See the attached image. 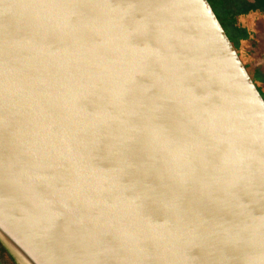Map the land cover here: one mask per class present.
Masks as SVG:
<instances>
[{
	"label": "water",
	"instance_id": "95a60500",
	"mask_svg": "<svg viewBox=\"0 0 264 264\" xmlns=\"http://www.w3.org/2000/svg\"><path fill=\"white\" fill-rule=\"evenodd\" d=\"M59 19L76 33L35 44L18 110L17 33ZM0 243L16 264H264V95L209 0H0Z\"/></svg>",
	"mask_w": 264,
	"mask_h": 264
},
{
	"label": "bare ground",
	"instance_id": "6f19581e",
	"mask_svg": "<svg viewBox=\"0 0 264 264\" xmlns=\"http://www.w3.org/2000/svg\"><path fill=\"white\" fill-rule=\"evenodd\" d=\"M73 21V20H72ZM69 24V25H67ZM77 26V23H73V22H70V23H67V20L66 19H59L58 20V24L56 26V28L54 29H47V28H44V29H41V30H38V31H34L33 33H31L32 31H19V33H17L18 35V40L17 42H20L19 44V47H18V50H20V52L22 53V56L24 58L23 60V64H21L19 70H16V92L18 93V95H22L23 96V102L22 103V106L18 107V103H17V98H16V109L20 110L22 109L23 105H25V103L27 102V99L28 97H30V86L31 85V73L35 66L39 63H30L29 60L32 59V51H33V47L35 46L36 43H39V44H43L44 46H47L49 47L52 43H54L57 39V38H61V40L63 38H69L68 37V33L69 32H74V29L76 28ZM72 27V29H71ZM50 31H53L54 33L52 34H49ZM16 42V43H17ZM44 56V54L39 58V59H42ZM90 57V61H94V57L93 55H88ZM47 63V62H46ZM83 64V63H82ZM84 74L88 75L90 74L89 78H88V81H89V84H88V87H91L92 84H94L99 76H96L95 74V69L94 67H89L88 70H87V67L86 65H84ZM70 70L68 69L66 72H69ZM71 80H69V78H67V82H68V87L70 86L71 87V83H70ZM100 87L102 88L103 92H105L108 96H111L112 97V92L109 88V84L107 83H103V84H100ZM98 94L101 96L102 99L104 100H108L111 102V106H118V104L121 102V101H115V102H112L111 99H109V97L103 93H99ZM96 93L93 95L95 96ZM92 96V99L94 100V104L95 106L98 108V104L96 103V101H98V97H94L93 98ZM103 107L106 109L108 108L107 110H112V107L110 106L109 103H103L102 104ZM100 105V106H102ZM122 108H125L124 104L121 106ZM97 111L100 113V109ZM113 114L115 116H119L121 117L123 120L125 118V115H120V114H117L115 112H113ZM24 121H30L31 120V117L30 116H25V117H21ZM112 118V116H111ZM127 121V119H126ZM84 123V122H83ZM116 125V124H115Z\"/></svg>",
	"mask_w": 264,
	"mask_h": 264
},
{
	"label": "rangeland",
	"instance_id": "374dc122",
	"mask_svg": "<svg viewBox=\"0 0 264 264\" xmlns=\"http://www.w3.org/2000/svg\"><path fill=\"white\" fill-rule=\"evenodd\" d=\"M214 7L216 8V4H214ZM250 12H256L258 14L252 16ZM250 12L243 15L240 14V19L238 17H234L235 23L240 22V27L238 28V32L236 33L240 36L239 38L242 39L241 42L236 43V46L238 52L241 54V57L243 58L245 64L249 67L251 72L252 68L258 69L260 76L256 75V77L253 72L252 76L256 83L259 84L264 94V11L262 9L252 8ZM220 13L221 9L219 10V14ZM226 29L227 31H229L227 26ZM230 37L232 39L234 38V36H232V33H230ZM244 38L246 39L245 41ZM235 39L236 41H238V36H235ZM0 262L4 264L1 260ZM14 262L16 263L15 260Z\"/></svg>",
	"mask_w": 264,
	"mask_h": 264
},
{
	"label": "flooded vegetation",
	"instance_id": "af4514ba",
	"mask_svg": "<svg viewBox=\"0 0 264 264\" xmlns=\"http://www.w3.org/2000/svg\"><path fill=\"white\" fill-rule=\"evenodd\" d=\"M209 1L212 5L214 11L216 12V14L219 16V19H220L223 27L225 29H226V26L228 27L229 31H227V32L229 35H230V33L234 32V30L238 31V28L240 27V22L235 23L234 17H236V18L238 17L240 19V17H241L240 14L243 15V14L249 13L252 10V8L262 9L264 11V0H209ZM214 4H216V8L214 7ZM220 9H221V13L219 14ZM250 13L252 14V16H255V14H258L256 12H250ZM258 18H260V17H258ZM232 41H233V43H235V41H236L235 37L232 39ZM235 47H237V46H235ZM240 56H241V54H240ZM242 60H243V58H242ZM246 67H247L251 76H252V72L254 73L255 76L256 75L260 76L258 69L252 68V72H251V70L249 69V67L247 65H246ZM250 68H251V65H250ZM256 84H257L258 88L260 89V91L262 92L259 84L258 83H256ZM262 94H263V92H262ZM0 260L4 264H16L14 262V260L11 258V256L7 253L5 248L2 246L1 243H0Z\"/></svg>",
	"mask_w": 264,
	"mask_h": 264
},
{
	"label": "trees",
	"instance_id": "16d2710c",
	"mask_svg": "<svg viewBox=\"0 0 264 264\" xmlns=\"http://www.w3.org/2000/svg\"><path fill=\"white\" fill-rule=\"evenodd\" d=\"M236 32H238V31H236V30H234V32H232V36H238V41L237 42H241V38H239L240 36L236 33ZM251 36V35H250ZM249 37V36H248ZM246 39L244 38V41H245ZM236 41H235V43H234V45L236 46V43H237ZM237 48V47H236ZM238 50V49H237Z\"/></svg>",
	"mask_w": 264,
	"mask_h": 264
}]
</instances>
